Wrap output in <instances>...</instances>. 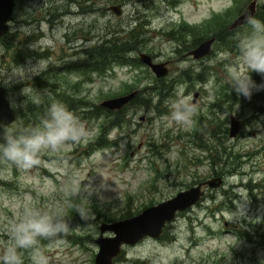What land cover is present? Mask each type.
Instances as JSON below:
<instances>
[{
  "label": "rangeland",
  "instance_id": "obj_1",
  "mask_svg": "<svg viewBox=\"0 0 264 264\" xmlns=\"http://www.w3.org/2000/svg\"><path fill=\"white\" fill-rule=\"evenodd\" d=\"M248 1L234 0L227 8L228 0H15L9 30L0 40V81L5 73L14 78L22 67L40 61L53 67L5 87L15 119L2 126L39 124L25 123L28 99L45 111L60 102L89 137L58 156L42 155L28 171L11 168L7 178L0 176V229L26 207L59 205L70 227L41 241L49 264H94L101 221L137 214L221 176L222 183L207 187L159 237L124 245L113 264H264V91L233 99L224 82L228 61L223 56L231 52L235 58L236 36L247 25L228 27ZM112 3L122 4L121 15L107 8ZM262 4L257 0V7ZM216 32L223 40L215 38L207 55L188 53ZM125 34L131 48L123 63L113 61L104 70L69 68L103 38ZM141 51L166 62L168 72L156 76L139 59ZM252 78L261 82L255 73ZM136 88L137 96L119 112L105 113L98 105ZM181 96L196 106L185 125L170 119V103ZM230 114L242 121L235 136L229 135ZM73 205L86 208V218ZM22 256L31 264L29 253Z\"/></svg>",
  "mask_w": 264,
  "mask_h": 264
},
{
  "label": "clouds",
  "instance_id": "obj_2",
  "mask_svg": "<svg viewBox=\"0 0 264 264\" xmlns=\"http://www.w3.org/2000/svg\"><path fill=\"white\" fill-rule=\"evenodd\" d=\"M233 4L234 0H228L226 7L231 8ZM240 14L247 28L236 36L235 58L231 52L223 56L228 61L224 82L230 93L251 99L254 92L264 91V21L246 9ZM46 70V62L29 64L14 74V78L5 73L7 78L0 81V87L14 86L23 77H34ZM252 73L261 77L260 83L252 78ZM195 112L196 106L182 96L170 103V119L177 125L189 123ZM88 137L89 132L79 118L64 104L53 102L36 126H0V166H4L0 176L7 178L6 170L11 168L28 171L39 164L42 155L58 156L69 145L86 142ZM85 191L91 195L87 188ZM73 209L81 219L86 218V208L73 205ZM69 227L64 209L59 205L47 209L26 207L22 215L0 229V237H6L0 238V264H24L22 252L30 254L31 264H49L41 241L66 234Z\"/></svg>",
  "mask_w": 264,
  "mask_h": 264
},
{
  "label": "water",
  "instance_id": "obj_3",
  "mask_svg": "<svg viewBox=\"0 0 264 264\" xmlns=\"http://www.w3.org/2000/svg\"><path fill=\"white\" fill-rule=\"evenodd\" d=\"M14 5L15 0H0V38L9 30ZM107 8L118 16L123 12L121 3H112ZM245 9L254 16L257 11V0H249L242 8V10ZM241 11L230 23L229 29L237 28L244 24V17L240 14ZM214 39V36H210L200 41L188 53L195 58L207 55L211 50ZM139 59L147 64L156 76H163L168 72L166 62H156L150 54L144 51L139 52ZM138 91L139 89L136 88L127 93L104 98L98 104L109 110H120L134 98ZM14 119L15 110L5 95V87H0V124L7 126ZM229 119V135L235 136L242 126V121L234 114H230ZM204 183L211 188L217 187L222 183V177L213 176L206 179ZM201 186L202 183L200 182L181 189L169 198L144 207L137 214L119 220L101 221L99 224V234L95 237L98 251L94 257V264H113V258L119 254L124 245L135 244L147 236L159 237L163 227L175 218L177 212L201 200L204 192ZM107 231L112 232V234H105Z\"/></svg>",
  "mask_w": 264,
  "mask_h": 264
},
{
  "label": "trees",
  "instance_id": "obj_4",
  "mask_svg": "<svg viewBox=\"0 0 264 264\" xmlns=\"http://www.w3.org/2000/svg\"><path fill=\"white\" fill-rule=\"evenodd\" d=\"M80 8L82 9L83 7L80 6ZM255 17L261 21H264V4L257 7ZM225 32H229V30L226 29ZM5 36L1 39L2 41L3 39H5ZM114 36L115 37L103 38L100 42L94 44L92 48L86 50L84 58H80L76 61H72L69 68L72 69L89 68L93 70H98V69L104 70L108 68V66L113 61H117V62L121 61V63H123L125 60L126 51L129 50L131 47L128 45L129 43L127 41L126 34L124 38H118L116 35ZM214 36L216 40L218 38H219L218 40L221 41L223 40L221 33L218 34L216 32L214 33ZM13 42L14 39L11 42H8L7 47L12 46L14 44ZM198 78H202L201 75H199ZM232 96H234L233 99H238V100L240 98L242 99V97H237L235 93H232ZM101 110L105 113L110 112V110L105 108ZM24 111H26V113L28 114V119H27L28 121L25 120V123L28 122L27 126L28 124L32 126L30 122L35 123L38 120H41V118L44 116L46 112L44 107L41 105V103H38V101H35L34 99L27 100V104L24 106ZM115 112H119V111H115ZM40 114L42 115L40 116ZM114 123H118V121L116 122L114 121ZM0 126H2V124H0ZM228 154H230V152H228Z\"/></svg>",
  "mask_w": 264,
  "mask_h": 264
},
{
  "label": "flooded vegetation",
  "instance_id": "obj_5",
  "mask_svg": "<svg viewBox=\"0 0 264 264\" xmlns=\"http://www.w3.org/2000/svg\"><path fill=\"white\" fill-rule=\"evenodd\" d=\"M40 54H41L42 56L45 55L44 53H40ZM65 61H66V58H62L60 62H65ZM59 65H60V64H59ZM52 67H53V64H51V65L47 68V71L51 70ZM65 67H66V65H65ZM166 67H167V66H166ZM36 76H37V75H36ZM37 79H38V77H37ZM45 86H46V87L48 86L51 90H54V89H55V88H53V84H50V83H48V82L45 84ZM138 93H139V91H138ZM138 93H137V94H138ZM137 94L134 96V98L137 96ZM134 98H133V99H134ZM133 99H132V100H133ZM132 100H131V101H132ZM131 101H130V102H131ZM130 102H129V103H130ZM98 105H99V104H98ZM126 105H127V104H126ZM126 105H125V106H126ZM99 106H100V105H99ZM125 106H123L120 110H110V111H112V112H115V111H121ZM100 107H102V106H100ZM103 108H104V107H103ZM105 109H106V108H105ZM204 181H205V180H202V181L197 182V183H200V182L202 183L201 188L204 190V192H203V194H202V198H203V196H204V194H205V189L208 187V186L204 183ZM197 183H196V184H197ZM192 206H193V205H192ZM190 207H191V206H190ZM190 207H188V208H190ZM188 208H186V209H188ZM186 209H184V210H186ZM182 211H183V210H182ZM179 212H180V211H179Z\"/></svg>",
  "mask_w": 264,
  "mask_h": 264
},
{
  "label": "bare ground",
  "instance_id": "obj_6",
  "mask_svg": "<svg viewBox=\"0 0 264 264\" xmlns=\"http://www.w3.org/2000/svg\"><path fill=\"white\" fill-rule=\"evenodd\" d=\"M5 35H6V34H5ZM5 35H3V36L0 38V40H1Z\"/></svg>",
  "mask_w": 264,
  "mask_h": 264
}]
</instances>
